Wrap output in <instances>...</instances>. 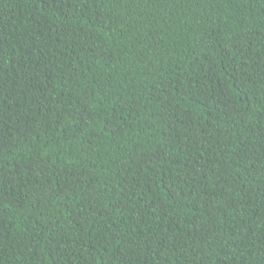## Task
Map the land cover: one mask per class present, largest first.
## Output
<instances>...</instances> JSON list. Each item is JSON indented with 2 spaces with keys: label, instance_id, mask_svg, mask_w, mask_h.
<instances>
[{
  "label": "trees",
  "instance_id": "1",
  "mask_svg": "<svg viewBox=\"0 0 264 264\" xmlns=\"http://www.w3.org/2000/svg\"><path fill=\"white\" fill-rule=\"evenodd\" d=\"M0 264H264V0H0Z\"/></svg>",
  "mask_w": 264,
  "mask_h": 264
}]
</instances>
